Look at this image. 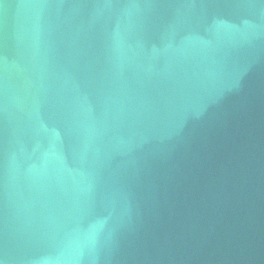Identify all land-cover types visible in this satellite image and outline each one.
I'll return each instance as SVG.
<instances>
[{
	"label": "water",
	"instance_id": "water-1",
	"mask_svg": "<svg viewBox=\"0 0 264 264\" xmlns=\"http://www.w3.org/2000/svg\"><path fill=\"white\" fill-rule=\"evenodd\" d=\"M0 264H264V0H0Z\"/></svg>",
	"mask_w": 264,
	"mask_h": 264
}]
</instances>
